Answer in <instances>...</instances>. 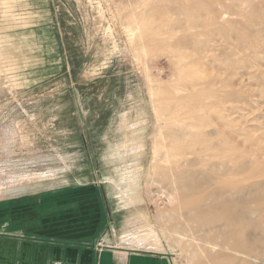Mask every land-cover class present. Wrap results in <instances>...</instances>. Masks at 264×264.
<instances>
[{
	"label": "rangeland",
	"instance_id": "rangeland-1",
	"mask_svg": "<svg viewBox=\"0 0 264 264\" xmlns=\"http://www.w3.org/2000/svg\"><path fill=\"white\" fill-rule=\"evenodd\" d=\"M48 206L176 264H264V0H0V223Z\"/></svg>",
	"mask_w": 264,
	"mask_h": 264
},
{
	"label": "crops",
	"instance_id": "crops-1",
	"mask_svg": "<svg viewBox=\"0 0 264 264\" xmlns=\"http://www.w3.org/2000/svg\"><path fill=\"white\" fill-rule=\"evenodd\" d=\"M41 197L23 195L21 207L39 202ZM38 209L51 213V224L45 229L36 228ZM53 210L21 209V223L15 215L0 223V264H176L164 252L124 247L113 243L108 236L91 238V228L99 224V213L94 207L85 206L78 211L67 207L62 213L57 208ZM58 214L62 220L52 224V217L56 219ZM78 223L82 224L75 227Z\"/></svg>",
	"mask_w": 264,
	"mask_h": 264
},
{
	"label": "bare ground",
	"instance_id": "bare-ground-1",
	"mask_svg": "<svg viewBox=\"0 0 264 264\" xmlns=\"http://www.w3.org/2000/svg\"><path fill=\"white\" fill-rule=\"evenodd\" d=\"M179 137V136H178ZM170 138V137H169ZM166 153V152H165ZM177 166V165H176ZM135 178H133V177H129V179H128V183L127 184H125L124 186L123 185H121L120 186V190H119V193H118V195H120V196H123V198H124V200H126V202L128 203V204H132L133 203V200L132 199H130V197H129V194L128 193H131V189H132V186H134L135 185ZM126 189V190H125ZM129 189V190H128ZM122 200V199H121ZM203 200L200 202V201H198V202H196L198 205H196V211L198 212V214H200L201 216H205L206 214L205 213H207V210H205L203 207ZM216 205V204H215ZM218 205V204H217ZM215 207V206H214ZM206 208L208 209V207L206 206ZM209 210H210V207H209ZM210 212V211H209ZM207 214H209V213H207ZM249 214H251V212H245V213H243L239 218L240 219H245L246 218V216L248 217L249 216ZM128 239V238H127ZM139 241V240H138ZM142 243H144V242H142ZM138 244V243H137ZM158 245V244H157ZM260 264V263H259Z\"/></svg>",
	"mask_w": 264,
	"mask_h": 264
}]
</instances>
